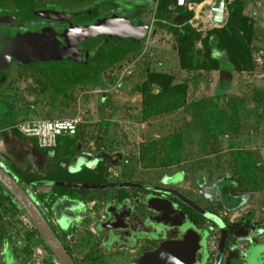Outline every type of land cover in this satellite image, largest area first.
<instances>
[{
  "label": "rangeland",
  "instance_id": "rangeland-1",
  "mask_svg": "<svg viewBox=\"0 0 264 264\" xmlns=\"http://www.w3.org/2000/svg\"><path fill=\"white\" fill-rule=\"evenodd\" d=\"M214 1L194 0L183 11L186 19L182 23L172 18L156 22L138 50L109 69L101 77L100 85L78 89L67 101L52 100L49 105L40 103L34 109L27 106L32 112H19V120L68 118L80 110L83 121L72 139L75 149L81 146V152L74 155L78 164L89 165L99 157L113 167L109 171L110 181L172 186L198 208L219 215L226 225L264 223V0H249L242 11L254 23L255 67L233 71L224 79L218 58L206 54L200 39L190 52L198 68H183L177 48V35L187 24L202 37L215 28L205 16ZM229 4L237 10L238 0H227ZM152 71L172 76L173 84H186V92L163 93L157 81H147ZM27 90L24 95L21 93L22 105H26L25 100L30 101ZM166 103L178 105L164 113H153ZM19 136L9 130L0 132V163L10 171L23 150H30L17 139ZM67 138H61L60 143ZM87 152L91 155L87 156ZM34 170L32 175L37 177L44 173L35 167ZM19 181L42 206L36 188L21 178ZM112 191L88 190L80 195L86 202V197L101 199L100 194ZM101 206L97 202L91 213L100 216ZM18 210L24 212L0 188V221L7 215L10 224L15 222ZM243 230V238L234 232L229 236L228 261L234 251L241 254L251 246L264 245V226ZM90 232L81 231L75 250L84 252L89 247L86 236ZM218 234L220 229L214 232L213 239ZM6 236L0 235L3 246L6 239H11ZM0 260V264H14V253L0 251ZM121 260L120 255H104L101 264H119Z\"/></svg>",
  "mask_w": 264,
  "mask_h": 264
},
{
  "label": "flooded vegetation",
  "instance_id": "flooded-vegetation-1",
  "mask_svg": "<svg viewBox=\"0 0 264 264\" xmlns=\"http://www.w3.org/2000/svg\"><path fill=\"white\" fill-rule=\"evenodd\" d=\"M163 1L166 0H0V132L19 121V112L30 114L27 106L34 109L40 103L47 106L52 100L67 101L78 89L100 85L109 69L138 50L156 22L169 19L159 17ZM173 1L169 0L170 18L182 23L183 11L194 0H177L178 5ZM144 32L147 34L143 37ZM26 88L32 103L25 100L26 105H22L19 99ZM51 92L58 95L48 96ZM76 134L54 149L61 154L65 147L63 154L72 156L71 165L63 162L65 167L78 170L86 165L95 169L103 161L108 167L106 182L129 181H110L113 167L99 157L89 165L78 164L74 155L81 152V146L75 149L72 144ZM46 168L47 163L41 169ZM130 182L134 185L109 188L111 193L100 194L102 201H96L102 204L100 216L83 208L79 220L68 227L77 229L75 241L81 231L91 230L86 236L89 247L84 252L66 247L77 264H101L103 256L110 254L122 257L119 264H143L139 260L143 254L166 241L183 240L185 235L186 253L175 254L177 264L264 262V246H251L241 254L234 251L230 261L226 254L231 233L243 238L244 227L261 228L263 222L226 225L219 215L198 208L172 186ZM44 214L66 246L60 233L64 228L51 210ZM216 228L220 234L213 239Z\"/></svg>",
  "mask_w": 264,
  "mask_h": 264
},
{
  "label": "trees",
  "instance_id": "trees-1",
  "mask_svg": "<svg viewBox=\"0 0 264 264\" xmlns=\"http://www.w3.org/2000/svg\"><path fill=\"white\" fill-rule=\"evenodd\" d=\"M247 3H249V0H238L237 10L235 6L230 4L227 5L228 14L225 24L221 27L211 29L204 37H202V34L196 28L187 24L177 35V48L181 66L183 68L190 69L200 67L195 64L192 54L190 53L194 43L200 39L204 44L206 54L214 55L218 58V61L220 62V69L222 71V79L229 78L231 76V72L233 71L253 69L255 67V58L252 50V40L255 35L253 29L254 23L250 17L242 13ZM162 4L163 5L159 10V17L168 19L171 16V9L169 8L170 2L169 0H166L163 1ZM185 19L186 18H184V20ZM206 67L208 68V66ZM147 81H157L163 88V93L165 94H171L174 92L185 93L187 90L186 84H173V77L166 73L152 71L149 73ZM152 100L153 99L150 98L151 102ZM177 105L166 103L164 106L160 105V107L155 109L153 113H164L173 109ZM13 132L17 131L13 130ZM72 159L73 158L70 154H60L57 150L54 156H52L47 163L45 176H34L29 172H26L24 168H21V166L18 167L15 163H12L13 168L11 171L8 169V171L15 175L18 179L21 178L29 184H33L35 186L50 185L52 188L50 192L39 193V198L45 206L51 209L53 203L59 198L69 197L77 199L81 192L88 191L58 186L55 182L72 181L105 183L107 181L108 167L103 161H100L95 169H91L88 166L83 165L81 169L70 171L68 166H61V163L63 162L67 165H71ZM68 175L73 176V178H67ZM0 188L3 192H5V195L7 194L8 200H12V202L17 203L13 196L1 184ZM39 207L43 210L41 204H39ZM41 241L49 249L42 237Z\"/></svg>",
  "mask_w": 264,
  "mask_h": 264
},
{
  "label": "water",
  "instance_id": "water-1",
  "mask_svg": "<svg viewBox=\"0 0 264 264\" xmlns=\"http://www.w3.org/2000/svg\"><path fill=\"white\" fill-rule=\"evenodd\" d=\"M174 4L178 5L177 0L173 1ZM209 16L207 17V23L212 27L223 26L227 18V0H216L213 6L206 9ZM178 23L181 20H178ZM147 27L144 30L147 31ZM147 34V32H144ZM12 134H15L13 130ZM18 138V137H17ZM31 142V141H30ZM30 154L35 159V164L42 168L45 163L55 154V150L48 151L45 153L39 149L36 145H31ZM65 147L62 148L61 154ZM75 171V170H72ZM0 184L13 196V198L18 203V206L25 212V214L30 218L35 229L39 232L43 238L46 245L49 247L53 255L61 262V264H77L66 246L60 239L57 232L54 230L50 224L48 218L44 214L43 210L39 207V203L36 201L34 196L25 188V186L19 181V179L10 173L1 163H0ZM58 186L71 187L83 190H101L109 189L117 186H132L130 181L123 182H106V183H87V182H72V181H57L55 182ZM85 209L84 202L73 199L69 197H62L57 199L52 207L51 211L56 218L57 222L63 228H68L73 222L79 220L80 210ZM225 233L223 234L222 245L224 244ZM187 244V237L180 241L169 240L162 243L154 251H148L143 254L141 262L143 264H177L178 259L175 257L176 253H186L185 245ZM195 240L191 242L194 247ZM264 245H259L257 248H263ZM171 258H169V257ZM168 257V258H167ZM16 264V263H14Z\"/></svg>",
  "mask_w": 264,
  "mask_h": 264
},
{
  "label": "built area",
  "instance_id": "built-area-1",
  "mask_svg": "<svg viewBox=\"0 0 264 264\" xmlns=\"http://www.w3.org/2000/svg\"><path fill=\"white\" fill-rule=\"evenodd\" d=\"M82 113L68 118H32L23 119L9 126L24 137L34 139L40 149L54 150L60 145L61 138L75 134L82 123ZM45 213L50 214V208L42 203ZM93 214V213H92ZM51 220L55 222L53 216ZM20 220V224H19ZM18 224L11 232L12 244L20 247L18 261L20 264H61L53 253L43 244L30 218L21 210L17 211ZM77 229H60L66 247L75 251V234ZM80 264H84L81 262Z\"/></svg>",
  "mask_w": 264,
  "mask_h": 264
},
{
  "label": "crops",
  "instance_id": "crops-1",
  "mask_svg": "<svg viewBox=\"0 0 264 264\" xmlns=\"http://www.w3.org/2000/svg\"><path fill=\"white\" fill-rule=\"evenodd\" d=\"M32 112V111H31ZM52 118H55L52 117ZM23 120V119H20ZM19 120V121H20ZM20 136L17 138L18 140L24 142V146L28 147L31 146L32 143H34L36 145V141L34 139L31 138H27L24 137L23 135H21L20 133H18ZM31 141V142H30ZM16 144H18V142H16ZM37 146V145H36ZM18 147V146H17ZM38 147V146H37ZM40 149V148H39ZM43 151V149H41ZM24 154H21V156L18 157V161H14L13 163H15L16 165L21 166V168H24V170L26 172H29L30 174H32V172H34V167L36 168V171H44V173H42L41 176H45L46 175V171L39 168L36 164H35V159L33 158V156L30 154V152L28 151V153L26 152V150H23ZM16 152L19 154V150H16ZM45 153H47L48 151H44ZM49 161V160H48ZM47 161V163H48ZM61 166L65 167V163H61ZM13 168V167H12ZM28 183V182H27ZM28 185L30 187L36 188V191L38 193H48L50 192V190L52 189L50 185H39V186H35L33 184H29ZM39 196V194H38ZM77 199H81L82 202H84L85 204V208H88L87 211L91 213V210L93 208V206L96 204L97 199L94 197H91V199H89L88 197H86V202L84 200V197H82V195H80ZM40 200V198H39ZM41 201V200H40ZM42 202V201H41ZM43 203V202H42ZM93 212V211H92ZM17 219V217L15 218V220ZM6 220V221H4ZM4 220L3 222L0 221V235H2V238L6 236L7 234V238H11L9 237L11 235V232L14 231L16 229V225L18 224V221H13L10 222L8 221V217L7 215H4ZM2 224V226H1ZM12 239L9 240H5L4 241V246L1 244L0 242V247L2 245V249L0 251H6L7 253L11 252V254L14 253V263L16 264H20V262L18 261V254L20 252V247H18V245L12 244ZM16 247H18L17 249H15ZM3 261V260H0Z\"/></svg>",
  "mask_w": 264,
  "mask_h": 264
},
{
  "label": "bare ground",
  "instance_id": "bare-ground-1",
  "mask_svg": "<svg viewBox=\"0 0 264 264\" xmlns=\"http://www.w3.org/2000/svg\"><path fill=\"white\" fill-rule=\"evenodd\" d=\"M216 3V0L213 2L212 6ZM206 18L209 16L208 12L205 14Z\"/></svg>",
  "mask_w": 264,
  "mask_h": 264
}]
</instances>
